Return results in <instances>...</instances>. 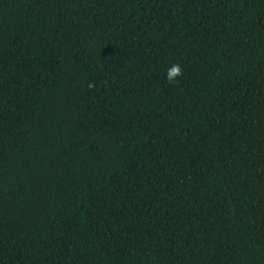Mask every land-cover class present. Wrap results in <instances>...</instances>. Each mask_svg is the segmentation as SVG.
<instances>
[{"label": "trees", "instance_id": "16d2710c", "mask_svg": "<svg viewBox=\"0 0 264 264\" xmlns=\"http://www.w3.org/2000/svg\"><path fill=\"white\" fill-rule=\"evenodd\" d=\"M0 264H264V0H0Z\"/></svg>", "mask_w": 264, "mask_h": 264}, {"label": "clouds", "instance_id": "9594fccd", "mask_svg": "<svg viewBox=\"0 0 264 264\" xmlns=\"http://www.w3.org/2000/svg\"><path fill=\"white\" fill-rule=\"evenodd\" d=\"M182 68L179 64L172 65L166 72V80L168 83H174L177 82L176 78L181 76ZM92 85H89L91 87Z\"/></svg>", "mask_w": 264, "mask_h": 264}]
</instances>
